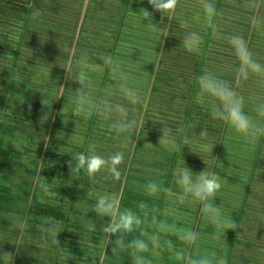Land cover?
Listing matches in <instances>:
<instances>
[{"label": "rangeland", "instance_id": "rangeland-1", "mask_svg": "<svg viewBox=\"0 0 264 264\" xmlns=\"http://www.w3.org/2000/svg\"><path fill=\"white\" fill-rule=\"evenodd\" d=\"M238 1L239 0H219L218 1L219 4H217V2L215 3V6H217L216 7L217 10L215 11V15L212 17L217 20L216 25L218 23L224 25V21H226V24L228 23V21L225 20L224 17L227 10L223 11L222 19L220 18L221 7L224 6L228 8V5L230 7L238 6ZM16 3L17 4H15V2L13 3L12 9L10 10L7 9V7L4 4H0V13L7 14V18L2 17L0 15V19H1L0 22H4L5 24H7L6 26L3 25L1 27V30L5 31L3 32L5 34L0 33V43H4L0 47V140H2L3 145H9L11 139L16 138L17 142H13L11 147L18 152V154H16V158H18V160L12 158L11 155L9 158H7V155L9 153H6L5 157L0 155V184H2L3 188L10 186L11 181H13V184L10 186L11 190H13L14 192H18L17 186H15L16 182H21V180L22 181L24 180V182H28V183H30L31 181L35 182L33 178L34 176L39 175L40 171L38 169L43 168L46 170V168L51 165L50 163L55 162L54 160H52V157L48 158V161H45L44 157H42L43 154L45 156L46 150L51 147L50 145L54 143V141L56 143L55 148L57 150H59L62 153L63 152L69 153L70 155L73 156V158L78 159L73 161L71 160L73 166L79 163V155L81 153L85 155L96 154L99 156H101L102 154L104 155L102 157L107 161L108 158L110 157L108 155L110 154L113 155L117 152H122L123 160L121 163L115 166L119 171V173L125 172V169L128 167L124 165L125 160L127 159V161L130 162L135 152H136V156L140 159L142 157L147 159V157L151 154L153 157H157L160 160H163L159 156V154L156 155L155 151L149 153L147 152L146 149H142V150L137 149L138 144L140 146H146L150 148L158 146L157 148L159 147L161 148V152H160L161 154H165L167 156L168 154H170L171 156L175 155L174 161L180 163L182 165V168L185 166L182 151L179 152V148H178L180 144L179 140L184 141V138L183 139L179 138V132H182L184 130V126L186 125L187 127L196 126V125H198V127L203 126L202 125L203 121L199 120L198 122V120L196 119L197 115L195 114V111L198 113H209L208 110L204 111L202 108L204 106L207 107L209 105L208 102L210 101L208 97L199 95V91L196 94H192L193 92H191L196 89L199 90L198 77L203 74L201 73L200 70L196 71V68L195 69L193 68L194 70L193 74L195 75L188 76L189 79H186L188 77H186L185 75L182 76V73L180 72V70L182 69H183L182 71L185 72L184 70L185 68L182 64L186 62L185 58H187L186 56H188L189 50L184 49L182 45L181 48H183L185 51H182V53L180 54H178V52L174 54L175 56L180 57L179 63L180 62L182 63L179 65L180 69L177 68V71L174 70V67L172 68L173 65L168 63V62H172V64L176 63L177 59L175 58L167 62L164 61V63L162 64V66L165 67L164 69H168V71L172 70L175 75L170 74L166 70H162L164 74L162 76L161 75L156 76V83L158 84L157 85L158 89H161L163 87V83H162L163 77L164 78L166 77L167 81L170 79L172 82H174L171 85L163 87L164 90L169 91L170 95L164 94L163 90L161 89L160 92L156 91L154 94V98H152L151 96L152 93H149L148 91L144 92L141 89L142 86H139V88L137 87L136 90L142 96V103L137 104L135 106L128 105V102L123 98L122 94L120 93L117 87L118 81L113 75V73L111 72L110 74H108V77H106L104 61L102 63L104 65L101 66V63H98V61L96 60L97 57L98 59H102L104 53L106 56L107 54H109V51L112 50L113 44L111 42L106 43L108 39L110 41H114L117 39L119 40L120 38L122 40L126 38L128 41H130L129 29L124 27L125 26L124 19H122L121 21L119 20L113 21V23L116 26V30H114L113 32L116 31V35L118 36L115 37L111 35L112 37L110 36L109 38H107L105 42H103L104 40H98L97 42L96 41L93 42V45L89 44L90 42H88L86 37L84 38V36H82L85 35L86 33L85 28L75 29L73 26H71L72 23H70L68 27L65 24L60 25V23H56V22H55L56 24L50 23V25H44L41 23L40 27L46 28L44 33L45 34L44 40L46 43H42L40 44V46L46 52L44 54H36V53H32L29 48L28 51L25 50V55H23L20 49H22V47L25 45L24 3H21L20 0H17ZM246 4H247L246 8H248L250 12L247 13L246 16L244 15V17L238 15L236 13L237 11L235 13H232L234 14L233 16L234 20L229 21L228 26L226 27V29L229 30L230 33L226 34V32H223L222 37L219 38L220 44H218L217 46L216 56L217 59L219 58L224 60V63L226 65L237 61L236 58H234L237 52L234 46L229 42V38L234 35L241 37L245 36V40H247L246 43L247 49L252 48L254 54L255 51H257L256 52L257 54L261 56L264 55V6L262 5L264 4V0H246ZM17 7L21 8V12H19ZM112 11L113 14L117 15L118 13L117 9L116 12H115V8ZM194 17L196 16L194 15ZM257 18L258 19L260 18L258 22H256ZM219 20H222L221 23L219 22ZM255 25H257V27H255ZM49 32H51L50 34L53 35L54 37L53 39L51 38L50 35L47 34ZM68 32L70 34V38L73 37L74 33H76L77 35L75 36L76 39L72 42V45L76 47L77 53H81L82 55H86L90 58L93 57L91 59H85V60L81 59L82 60L81 75L79 76V78L78 77L75 78L74 82L72 81L73 84L74 83L76 84L74 86L72 85L70 88L65 87L64 84L69 79L68 77H71L72 73L69 69H67L63 65V60L57 58V56L59 57L63 56V55H57V52H59L60 49L62 50L63 47L66 48L71 47V45H69V37L67 36ZM32 33L35 35V32ZM251 40L253 42L256 41L257 45L255 43H252L250 46L249 43ZM50 41H53V43H47ZM90 41H93V39H91ZM205 45L206 47H208L209 41L206 42ZM28 46L30 47L31 44H29ZM130 47L131 46H126V47L122 46L119 48V51L120 53H124L125 51H128ZM136 47L137 46L131 47L132 51L131 50L130 51L134 53L133 55L137 54ZM18 50H20L19 53H17ZM71 50L72 48H69V52ZM90 50L92 52L101 51L103 52V54L101 55V53L97 52L95 56L92 55ZM199 54L202 55L201 53ZM30 55H37V57H41V59L36 60L34 58H30ZM251 55H253L252 52ZM131 62L132 61H126L124 62V64H129ZM199 62H200L199 60L195 61L196 64ZM224 63H222V67L218 66L217 63H214L215 66L214 69H216L217 71L219 69H222L223 71H226V73H229L231 75L232 74L231 70L234 69V66L233 67L232 65L226 66ZM68 64L72 65V67L74 66V62H68ZM156 65L157 67H160V62L157 60H156ZM260 65H264V63L262 62ZM144 66L145 64H143L140 69L142 70ZM77 68H79L78 63L77 66H75L74 69H72L73 72H77ZM129 68L131 69V72L126 73L129 78V83H133L132 80L133 81L135 80L137 82L136 84L139 83L143 84L145 81H147L146 76H143L145 77V80H143L142 77L141 80H139L140 78L138 75L133 76L135 70L131 66ZM146 68H148L147 65ZM90 69L92 70L89 71ZM65 70H67L66 73L64 72ZM94 71H96V73H93ZM144 71L147 72V69H145ZM123 72H127V71L123 69ZM238 72L239 71H237L236 73ZM74 75H76V73H74L72 76ZM55 76L57 77L61 76V77L57 78ZM263 76L264 75L257 74L254 72H249V75L247 76L248 80L247 79L246 80L247 82L251 80V83L246 85L245 87L241 85L240 89L242 88L243 92H245V90L253 91V89L257 88V86H259L261 83H264V81L262 80L264 78ZM80 80L86 82L87 85L86 91L89 93L92 102L95 105H97V107H91V108L87 107L89 109V112H86V107H84V105L82 106L78 103L79 97L78 94L76 93V90L80 88V84L78 83V81ZM131 86L134 87L133 84ZM145 88H147V85L145 86ZM182 89L185 91L187 90L190 91L188 98H191V95L193 96V98L195 97V95H197L196 99H198L199 101L197 102L200 103L202 108L201 107L197 108L193 105L191 108L188 109V111L184 112L183 114L178 113L177 110L179 111L180 109L183 111L185 110V108L182 107V104L185 102V98H184L185 93L182 91ZM64 90H68L69 93L67 92V94L65 93L64 95V99L67 100L66 103L62 102L61 104L60 99ZM113 93H116V96ZM171 93L173 94V97H170L172 96ZM103 95H106V97L102 99L101 97ZM7 98L8 100H5ZM43 99H47L46 105H42L41 101ZM170 99L173 100L170 103L171 105L169 104ZM105 101L113 104L115 103L125 104L126 106L132 108L134 115L133 113L130 112L129 118L132 119L135 116L136 125L134 130L123 134H118L114 131V129L110 127L111 120H106L101 114H100L101 117L98 116L96 117L97 112L99 111V107H102ZM190 101H194V100L191 98ZM166 107H168V109L172 107L173 110L171 112H168L166 110ZM45 116H47L46 120L43 119ZM92 116H95V120L97 118L95 124L98 129H96L94 133H92L91 130L89 129L90 123L92 122L91 121ZM201 117L204 118V116L202 115ZM25 118H27L26 123H24ZM19 121H21V123L18 124ZM161 122H165L166 123L165 126L161 124ZM162 126L171 129V133L175 137L174 147L165 146L164 144L159 143L161 137H155L156 134H159L161 136L163 135L161 131ZM54 128L57 129L54 130ZM137 128H139V130H137ZM153 128L157 130L154 131ZM194 130H195L194 127L189 128L188 133L190 134L189 135L190 137L185 138L184 144L186 145L184 146L190 147L194 145L193 144L195 139L194 137H196L194 134L195 132ZM230 132L235 137L242 136L241 134L235 133V131L232 129L228 131L225 138H222L219 134L215 135L216 139L221 137L222 141H224V144L226 146L225 148L222 149V153L220 154L221 155L220 159L223 162L226 161L224 162L225 165H218V168L219 170H221L219 172H223L226 175V179L224 180V183L227 184V189L225 190L219 189V192L221 193L224 192L226 196V201L224 200L225 203L217 202L216 200L215 203L219 204L220 207L223 209V214L225 217H229L233 219V221L235 222L234 228L232 230L231 229L226 230L223 228H217L215 225L211 224L209 220L201 212L202 203L200 201L193 202L192 196L189 197L186 196V194H180L181 196H183V199H181V196L179 195L177 196L175 195L174 197H172V201L173 200L175 201L174 205L181 204L183 206V207L181 206V209H178L180 211V214L178 216L185 218L187 220V223L189 224L192 221H194L195 222L194 226L197 227L195 232L198 234V238L193 241V243H195V247H193L194 252L191 250L192 247L190 246L189 247L187 246V248H182L181 250L182 255L186 256V258L188 256V259L189 257H192V252L194 253V256L197 253H201L202 250L200 247H203L204 245H206L207 247L210 246L213 249L211 252H215L217 253V255L225 256L227 260V264H231V263L245 264L244 259L246 258L248 259L254 255V253L251 254L250 252L249 254H247L241 251L234 253V251L238 245L237 243L241 244L240 241L237 240L238 237L235 236V233H238V228L242 227V225L246 223V221H249V219L245 217V209L247 211L250 205L247 206V208H245L244 205L246 204V197H247L246 192L250 188L249 183L252 182V179L254 180V177L252 175H254L253 173H255V169H253V167L257 161L258 152H259L258 146L260 144L254 146L255 149L253 150V153H251L248 147L249 144L246 141V139L248 138H245L243 143L239 141L241 140V138H238V140L234 141V139L229 138V136L231 135ZM51 133L53 134V136L51 135ZM24 135H29L31 137V140L28 141L24 140ZM47 135L50 136L45 138ZM94 136L100 137L101 139L98 140ZM52 137L54 139H52ZM34 139H41V140L37 141L36 143ZM28 142L29 144H27ZM210 145L211 144H209L208 147L206 148L203 147L204 149L200 148L198 150H197L198 145L197 146L194 145V151L196 153L194 155V158L196 159L190 158V163H188V168H190L193 171V173L196 172L198 173L197 166L195 165V163L192 164V162H195V160L200 159L201 161H204V159L209 156V160H208L209 162H212L211 157L213 158V161H216L217 157L215 153L217 152L214 153L215 149L212 150ZM28 146L29 148H31L30 152H28V150H24V147H28ZM110 148H111V152L107 155L106 153ZM24 151H26L29 155L35 156L32 158H36L37 160L30 159V156L25 155ZM128 152L129 154L127 156L126 154ZM250 154L254 155L253 163L252 161L246 158V156ZM38 156L40 157L38 158ZM167 156H165V160H167L168 158ZM171 158L172 157H170L168 160H171ZM60 166H65L63 160L61 161ZM110 166H111L110 163L106 164L94 175H89L88 171L86 170V166H81L79 170L74 171L73 173L70 174L73 177L70 178L69 180L64 181L63 179L58 178L64 183L63 184L58 183V185L59 184L60 185L57 188L58 190L57 193H61V194L65 193L66 195L69 194L68 197H70L71 194H73L75 191H79L81 195L84 196L83 204L85 209L84 208L83 209L86 212H88L87 213L88 217H83V216L81 217V225L82 224L86 225L88 223V220H91L96 224L98 221L97 217L100 219L101 216H98L93 211V206L95 205L96 200L98 199L99 196H104V195L110 196L114 198L115 204L120 199V197H118L117 194L113 191L118 189V184L121 182V180L116 179L114 178V176L109 174L108 171H110L109 170ZM199 166L202 167L201 164H199ZM210 169L211 168H208V170ZM173 171H174V176L177 175L178 170H173ZM79 174H82L79 178L80 181H82V182L79 181L80 183L76 181V178L78 177ZM244 175L247 178L246 180H244ZM241 176H243V181L240 180ZM261 178L264 179L263 176ZM78 184L80 189H78L77 186V190H75L74 189L75 185ZM3 191L4 189H0V194H3ZM19 192L21 193L23 191L19 190ZM188 198H190L189 201L187 200ZM91 199H94V201H92ZM234 199L236 200L234 201ZM157 200H159L158 196H156V200H151V202L150 200L148 201L147 203L148 208L144 210V212H142L143 214V216H141L142 223L139 226L141 227V229L138 230V228L134 226V229L131 233H124L123 234L124 242H125L124 244L126 246L121 247L118 250H121V252H125L130 248L127 247L130 241H132L133 239H143L146 243H148L149 249L148 251L139 253V255H142L146 260L151 261V264H153L152 258L154 251L159 253L156 254V259L158 261L160 260L157 264H184L185 258H183L182 256H181L182 259H180V257L178 258L174 251L180 248V247H176V244H183L186 242L183 239H181L182 234L188 231H192L194 228L188 226V224L184 220L178 222V224L176 223V227L173 223L171 224H169L168 222L165 223L168 229H170L167 231L169 236L172 234L174 230H176V232L174 231L173 233L174 235L171 240L172 246L167 252L161 251L159 247L155 248L149 238L151 236H157L158 239L161 240L159 234V224L161 218H158L159 216L158 214H156V209H154L156 206H158L157 203H154ZM231 201H234V203L236 204H233V202ZM185 203L189 204L187 208H185L184 206ZM71 204L72 205L78 204V202L77 201L75 202V200H70L63 205L69 207ZM261 204L263 203L262 202L259 203V205ZM117 208L115 212L116 215L119 212L123 211ZM149 208L151 210H154V212L152 213V217L149 216L150 219L149 217H147V211ZM185 209H189V211ZM170 211H173V209L171 208V210H169V207H167V209L165 210L167 214H169ZM248 213L250 214V212ZM170 216H171L170 218L173 219L175 218L174 216L176 215L173 214ZM153 217L156 218V220H154ZM197 218H199L200 220L199 224L197 223V221H195V219ZM161 221H162L161 224L162 223L164 224V221L163 220ZM256 222L257 224L254 225L257 226L258 229L264 230V219L261 218L260 220L255 221V223ZM97 224L95 225V229ZM106 224H108V222L107 223L101 222L98 225L100 226L99 228H101L103 225ZM144 224L148 226L147 228L149 229L152 228V231H155V234L153 233L151 234V232L148 231V229L144 226ZM19 225L20 228L18 231L12 227L11 221H8L5 217L1 219L0 237H3L5 235L4 240H2L1 242H5L6 244H8L9 242H12V240L16 238L20 237L22 239L24 237V233H22L23 228L21 227L24 225V223L20 221ZM177 225H181L180 231L177 230L178 228ZM228 233H232L231 235L232 237L229 240H227L228 237L225 236V234ZM117 235L120 236L121 233H117ZM84 236L91 237L89 232L84 233ZM161 238L164 239L163 236H161ZM257 239L261 240V238H257ZM91 240L92 242L90 244H94L98 247L100 246V243L104 242L105 236L98 235L97 233L96 235H94L93 239L91 238ZM168 241L169 239H167V242ZM43 243L46 246L49 245L48 240L43 241ZM185 244H189V243H185ZM93 251H95V247H93ZM129 254L125 259L123 258V264H133V258L131 255L129 258ZM234 254H236L238 258L236 259V263L235 262L233 263ZM262 255L263 257H261V255L258 256L261 257V260L264 262V254ZM99 256L102 258V255ZM177 259H179V261H177ZM188 259L185 260V264L186 262H188ZM98 261H100V258ZM248 264H259V261L248 262Z\"/></svg>", "mask_w": 264, "mask_h": 264}, {"label": "crops", "instance_id": "crops-1", "mask_svg": "<svg viewBox=\"0 0 264 264\" xmlns=\"http://www.w3.org/2000/svg\"><path fill=\"white\" fill-rule=\"evenodd\" d=\"M12 1L16 2L17 0H0V4H4L7 7V9L10 10V8L13 6ZM218 1L219 0H207V2L210 3L214 7L215 11L217 10L216 9L217 6H215V3L217 2V4H219ZM20 2L24 3L25 45L22 47V49H20L23 55H25V50L28 51L29 48L32 53H36V54H44L46 52L40 46V44L46 43L44 40L45 38L44 33H45L46 28L40 27L41 23L44 25H50V23L56 22V23H60V25L65 24L67 27L70 25V23H72L71 26H73L75 29L85 28L86 36L85 35H82V36H84V38L86 37L88 42H90L89 44L93 45V42L95 41L97 42L98 40H104L103 42H105L107 38H109L111 35L115 37L118 36L116 35V31L113 32L114 30H116V26L113 23V21H116V20L121 21L122 19H124V22H125L124 27L129 29L130 41H128L126 38L122 40L120 37H119L120 38L119 40L116 38L117 40H114V41H110L108 39L106 43L111 42L113 45H112V50L109 51V54L107 55H111L120 63L122 70L125 69L127 71V72H124L125 74L131 72V69L129 68L131 66L135 70V72L133 73V76L138 75L140 78L139 80H141V77L143 80H145V77L143 76H146L147 81H145L143 84H140V83L136 84L137 82L135 80L134 81L132 80L133 83H130V85L133 84L135 89H137V87L139 88V86H142L141 89L144 92L148 91L149 93H152L151 94L152 98H154L155 92L156 91L160 92L161 89L163 90L164 94L170 95L169 91L164 90L163 87L171 85L174 82H172L170 79L167 81V78L163 77V82H162L163 87L161 89H158L157 87L158 84L156 83V76H160V75L162 76L164 74L162 70L168 71V69H164L165 67H163L162 64L164 63V61L167 62L174 58L177 59L176 63H173V64L172 62H168V63L173 65L172 68L174 67L175 71H177V68L180 69L179 65L182 64L181 62L179 63L180 57L175 56L174 54L177 52L178 54H180L182 53V51H185L184 49H186V47L184 46L182 41H183V38L187 34L192 33V32L198 33L202 37V40L199 43L197 49L193 51H189L188 56H186L187 57L185 58L186 62L182 64L185 68L184 69L185 72L182 71L183 69L180 70V72L182 73V76L185 75L186 77H188V76L195 75L193 74L194 73L193 68L194 69L196 68V71L200 70L201 73L203 74L205 72H210L214 74L219 80L227 83L240 97L243 98L244 111L248 113L254 120H256L257 123L264 124V120L259 118L257 116V113L255 112V108L258 105L264 104V83H261L259 86H257V88L253 89V91L245 90L246 93L243 92L242 88L240 89L241 85L245 87L246 85L251 83V80L247 82L248 79L244 78L240 74V70L242 66V63H241L242 57L237 55L236 53L234 58H236L237 61L227 64V65H232V67L234 66V69L231 70V73H232L231 75L229 73H226V71H223L222 69H219L218 71L214 69L215 68L214 63H217L218 66L220 67H222V63H224V60L219 59V58L217 59V56H216L217 46L218 44H220L219 38L222 37L223 32H226V34L230 33V31L227 30L226 27L228 26L229 21L234 20V17H233L234 14L232 13H235L237 11L236 13L238 15H240L241 17H244V15L246 16V14L250 12L249 9L246 8V5H247L246 0H239L238 6H235V7H230L228 4H226L228 5V8L224 6L221 7L220 9L221 19H222L223 11L227 10L224 17H225V20L228 21V23L226 24V21H224V25L219 24V23L216 25L217 20L214 19L213 17H211L210 20L208 19L205 13V9L202 6L201 0H178L174 9L165 11L164 13L156 10L153 7V5H151L148 2V0H20ZM262 5L264 6V4ZM114 8H115V12L117 9V12H118L117 15L113 14L112 10ZM144 10H147L150 13V19L145 18ZM194 15L196 17H194ZM5 18H7V14ZM259 20L260 18L259 19L257 18L256 22H258ZM221 21L222 20H219L220 23ZM3 25L6 26L7 24H3ZM2 26H0V29ZM255 27H257V25H255ZM190 29H191V32H190ZM32 32H35V35ZM50 33L51 32L47 34L50 35L51 38L53 39L54 37ZM67 36L69 37V45H71V47L69 48H72V50L69 52V48L63 47L62 50L60 49V51L57 52V55H63L61 58L63 60V65L67 69H70L72 65H69L68 62H74L75 53H77L76 47L72 45V42L76 39L75 36L77 35L76 33H74L73 37L70 38V34L68 32ZM101 38H104V39H101ZM91 39H93V41H90ZM243 39L247 43V40H245V36H243ZM208 41H209V45L208 47H206L205 43ZM47 43H53V41H50ZM252 43H255L257 45V42L256 41L253 42L252 40L250 41L249 45L251 46ZM3 44L4 43H0V47ZM29 44H31L30 47L28 46ZM182 45L184 49L181 48ZM122 46H125V47L126 46H131V47L137 46L136 47L137 54L133 55L134 53L131 52L132 51L131 47L130 49H128V51L124 52L125 54L120 53L119 48ZM20 50H18L17 52L19 53ZM248 50L250 53L252 52L253 55L251 56L257 63L259 64H261L262 62L264 63V55L261 56L257 54L256 53L257 51H255V54H254L252 51V48H249ZM97 52L99 51H96V52L91 51L92 55H95V56ZM99 53H101V55L103 54V52L101 51ZM199 53H201L202 55H200ZM84 56L87 58H90L86 55ZM104 56H105V53H104ZM256 57H257V60H256ZM30 58H34L36 60L41 59V57H37V55H30ZM96 60L98 61V63H101V66L104 65L102 64L103 63L102 59H98L97 57ZM156 60L160 62V67H157ZM196 60H199L200 62L196 64L195 63ZM126 61H132V62L129 64H124V62ZM78 63L79 65H82V61H78ZM143 64H145V66L141 70L140 68ZM94 65H97V64H94ZM146 65L148 66V68H146ZM107 67L108 66L105 65V70ZM145 69H147V72L144 71ZM91 70L92 69H90L89 71ZM237 71L239 72L236 73ZM64 72L66 73L67 70H65ZM168 72L172 75H175L172 70H169ZM110 73L111 71L108 74ZM186 79H189V77ZM262 80L264 81V78ZM146 85H147V88H145ZM182 91L185 93L184 95L185 102L182 104V107H184L185 110L184 111L181 109L180 111L177 110L178 113L183 114L184 112L188 111V109L191 108L193 105L197 108L201 107L200 103H198L199 102L198 99H196L197 95H195L194 98L191 95V98L194 100L193 103H191L192 102L190 101L191 98H188L190 91L188 90L185 91L183 89ZM198 91L199 90L196 89L191 92H193L192 94H196ZM113 94L116 96V93H113ZM171 95L172 96L170 97H173L172 93ZM104 97H106V95H103L101 98L103 99ZM172 101L173 100L170 99L169 104ZM208 103L210 106L208 105L207 107L204 106L203 108L202 107L201 108L204 111L208 110L209 113H198L195 111V114L197 115L196 119L198 120V122L199 120H202L203 126L198 127V125H196V126H188V127L195 128L194 134L196 137H194L195 139H194L193 144L195 146L198 145L197 150L203 147L206 148L208 147L209 144H211L210 145L211 149L212 148H213L212 150L215 149L214 153L217 152L215 153L217 157V156H220V154L222 153V149L225 145L221 137L225 138L228 131L231 130V128L225 122L219 119L213 118V116L211 115L210 101ZM166 110L168 112H171L173 109L172 107H170L169 109L168 107H166ZM97 115L98 117H101L99 112L97 113ZM201 115L204 116V118L201 117ZM146 121H149V120H146ZM144 123H147V122H144ZM153 130L156 131L157 129L153 128ZM202 131L206 132L205 136L200 135ZM216 134H219L221 137L216 139L215 138ZM186 137L187 136H184V141ZM206 138H209V139H206ZM229 138L234 139V141L238 140V138H241V140H239L241 143L244 142L245 138H248L246 139V141L249 144L248 147L251 153H253V150L255 149L254 146H257L258 144H260L258 146L259 152H258L257 161L253 167V169H255V173H253L254 175H252L254 177V180L251 178L252 182L249 183L250 188L246 192V195H247L246 204L244 205L245 208H247V206L250 205L247 211L245 209V217H247L249 221H246V223H244L242 227L238 228V233H235V236L238 237L237 240L240 241L241 244L237 243L238 245L234 253L238 251H241L247 254H249V252L251 254L254 253L252 257L248 259L246 258L244 259L245 261L244 260L242 261H244L245 264H248V262H252V261L253 262L259 261V264H264V262L261 260V257H263L262 254H264V230H260L257 228V226L254 225V224H257V222L255 223V221L260 220L261 218L264 219V179L261 178L262 176L264 178V136H261L257 139V138L245 137L243 135L239 137H235L231 134ZM194 145L190 146L191 148H189L191 150V155L189 156V159L194 158V155L196 154L194 151ZM256 151H257V148H256ZM246 158L252 161V163L254 162V155H251V154L247 155ZM189 163H190V160H189ZM194 163L197 166L198 170L199 168L205 167L204 166L205 159L204 161H201L200 159L195 160V162H192V164ZM199 164H201L202 167H200ZM206 168L208 169L209 167H206ZM219 171L221 170H219L218 167L210 169V172H214L218 174L220 177V182L224 183V180L226 179V175L223 172H219ZM246 179L247 178L244 175V180ZM240 180L243 181V176H241ZM12 184H13V181H11V185ZM0 189H5L3 188L2 184H0ZM220 189L222 190L227 189V184L225 183L221 184ZM216 196H218L217 197L218 199H221L220 202L225 203L226 196L224 192L221 193L218 190L216 193ZM235 200L236 199H234V201ZM234 201H231V202H233V204H236L234 203ZM77 202H78V205H81L84 203L78 200ZM261 202L263 204L259 205V203ZM166 209L167 208H165V210ZM169 210H171V208H169ZM185 210L189 211V209H185ZM248 212H250V214ZM172 213L175 215L180 214V212L176 213V210L173 209V211H170L168 215L169 216L173 215ZM165 214L167 213L165 212ZM182 220H184L187 223V220L181 216L179 218H175L174 221L172 220V218H170V220L166 221L165 223L167 222L169 224L173 223L176 227V223L178 224V222H181ZM195 221H197L198 224L200 222L199 218L195 219ZM165 223H164V226L162 225V227H160V231H159L161 240L158 239V244L160 246L154 245V247L155 248L159 247L161 251L167 252L172 246L171 240L174 235L173 233L174 231L176 232V230H174L172 234L169 236L167 231L170 229H168ZM187 224L188 226H191L192 228H194L192 232L196 233L195 230L197 229V227L194 226L195 222L192 221L190 224L189 223ZM177 226H178L177 230L180 231L181 225H177ZM163 228L164 230L162 231ZM140 229L141 227H138V230ZM147 229L148 231L151 232V234L152 233L155 234V231H152V228L151 229L147 228ZM231 235L232 233L225 234V236L228 237L227 240H229L232 237ZM161 236H163L164 239H162ZM257 238H261V240ZM115 239H116L115 236L109 237V234H107V236H105L104 242L100 243V246L97 247L96 245L91 244L92 248L95 247L96 252L102 255V258H100V261L98 262L97 261H87V262L90 264H92V262L93 264H123V258L125 259L129 253H130L129 254V258H130V255L132 256L133 249L129 248L125 252H121V250H117V253L113 254L111 249L113 247V244H114L113 241ZM167 239H169L168 242H167ZM183 245L186 246L184 243L176 244V247H180V248L178 250L176 249L174 252L175 253L182 252L181 250L182 248H184ZM190 245H191L190 247H192L191 250L193 251V247H195V245L192 243ZM185 248H187V246ZM200 248L202 250L201 253L205 251L211 252L213 250L210 246L207 247L206 245ZM193 252H192V257H194ZM153 253L154 254L152 258V263L154 264L156 262L155 264H157L160 260L158 261L156 259V254H159V253L156 251H154ZM258 255L259 256L261 255V257H259ZM182 257L185 258V260L188 259V256L186 258V256L182 255ZM182 257H180V259H182ZM236 259L238 258L236 254H234L233 263L234 262L236 263ZM185 260H184V264H185ZM177 261H179V259H177ZM187 263L188 262H186V264Z\"/></svg>", "mask_w": 264, "mask_h": 264}, {"label": "trees", "instance_id": "trees-1", "mask_svg": "<svg viewBox=\"0 0 264 264\" xmlns=\"http://www.w3.org/2000/svg\"><path fill=\"white\" fill-rule=\"evenodd\" d=\"M13 3L14 1H12V4ZM15 4L17 3L15 2ZM10 9H12V7ZM18 10L19 12H21V8H18ZM0 15L5 17L6 13H0ZM3 24L5 23L0 22V26H2ZM3 32L5 31L0 29V33L3 34ZM81 55L82 54L80 53H75V57H74L75 65L73 67L71 66L69 70L71 71L72 75L74 73H76V75L74 76L71 75V77H68L69 79L70 78L71 79L70 81L68 79L65 82L64 84L65 87L70 88L72 85L74 86L76 84V83L73 84L75 78L77 77L79 78V76L81 75L82 66L79 65L78 61L81 59L82 60L90 59L85 57L84 55L82 56ZM57 58L61 59L62 57L57 56ZM77 63L79 65V68H77V72H73L72 69H74ZM109 72L110 69L109 67H107L105 70L106 77H108ZM93 73H96V71H94ZM59 77L61 76H58L57 78ZM67 92L68 90H64L60 99L61 104L62 102L66 103L67 100L64 99V95L65 93L67 94ZM5 100H8V98ZM84 107H86V112H89V109L87 108L88 106L84 105ZM97 116L98 115H96V117ZM26 120L27 118L24 119V123H26ZM96 120H95V116H92L91 118L92 122L90 123L89 126V129L91 130L92 133H94V131L98 129L95 124ZM19 123H21V121H19L18 124ZM161 124L165 126L166 123L161 122ZM186 128L187 125L184 126V130L182 132H179L180 139H183L184 136L189 137L188 135L189 127L187 128V130ZM56 129L57 128H54V130ZM137 130H139V128H137ZM119 134H123V133H119ZM51 135L53 136L52 133ZM48 136L50 135H47L45 138H47ZM94 137L97 138L98 140L101 139L100 137H96V136ZM155 137H162V136L156 134ZM52 139L54 138L52 137ZM24 140L26 141L31 140V137L29 135H24ZM40 140L41 139H34L36 143L37 141ZM13 142H17V139L12 138L9 145H3L2 140H0V155L6 156V153H9L8 154L9 156L7 155V158H9L11 155L12 158L18 160V158H16V154H18V152L11 147ZM179 142H180L178 146L179 152L182 151L184 163L188 167V163L190 160L189 156L191 155V150L189 149L190 147L184 146L183 140H179ZM27 144H29V142ZM50 146L51 147L46 150V153L44 152L45 156L44 154L43 156L41 154V156L44 157L45 161H48V158L52 157V160H54L55 162L50 163L51 165L48 166L46 170L43 168L38 169L40 171L39 175H36L33 178L35 182L31 181L30 183H28V182H24V180L23 181L21 180V182H16L15 185L17 186L18 192H14L13 190H11V187L8 186L3 191L4 195L0 194V204H2L0 205V220L5 217L8 221H11L12 227L18 231L20 228L19 222L21 221L24 223V225L21 227L23 228L22 233H24V237L22 239L19 237L12 240V242L6 244L5 242H1L2 240H4L5 235L3 237H0V256H2V254L5 252L12 254V257H0V264H90L87 261L98 262L99 258L101 257L99 256L100 254L96 252V250L93 251V248L90 244L92 242L91 238L93 239L94 235H96L97 233L98 235L101 236L102 235L107 236V234L104 233L101 228H99L100 226L98 224H100L101 222L109 223L110 220L112 222H115L117 219V215L115 213L117 207H118L117 209H121V210L130 209L138 217L142 218L141 217L143 216L142 212H144V210L148 208L147 206L148 201L150 200L151 202V200H156V196H158L159 200L154 202L157 203L158 206H156L154 209H156V214H158L159 216L158 218H161V220H163L164 223L170 220V216L168 214H165V208L167 207L173 208L176 210L177 213L180 212L178 209H181L182 205L181 204L174 205L175 201L174 200L172 201V197H174L175 195L181 196L180 194H184V193L182 192L181 186L176 183L175 179L177 175L174 176L173 170L181 169L182 165L174 161L175 155L171 156L170 154H168L167 156L165 154H161L160 153L161 148L160 147L157 148L158 146L150 148L146 146H140L138 144L137 149L139 150L146 149L147 152L149 153L155 151L156 155L159 154V156L163 160H160L157 157H153L151 154L147 157V159L143 157L140 159L136 156V152L134 153V156H132L130 162H128L126 159L124 165L128 167L125 169L124 173H119L120 174L119 179L121 180V182L118 184V189L113 191L117 194L118 197H120L118 202L114 204L113 215L111 217H107V216L100 217V219L97 217L98 219L97 223L98 222L99 223L98 224L96 223L97 224L96 229L95 228L91 229V227H88L89 223H87L86 225L83 224L81 225V217L82 216L88 217L87 214L88 212L82 209L84 208L83 207L84 204L81 205L71 204L69 207H66L63 204H65L70 200H75V202L77 200L84 202L83 199L84 196L81 195L79 191H75L73 194H71L70 197H68L69 194L66 195L65 193L64 194L57 193L58 191L57 188L59 187V185L64 183L58 178H61L64 181L72 178L73 176L70 174L73 172L70 171L69 163L72 162L73 160H78V159L73 158V156L70 155L69 153L66 152L62 153L59 150H57L55 148L56 147L55 141ZM225 147L226 146L224 145L223 148ZM24 150H28V152H30L31 148H29V146L24 147ZM110 152H111V148L108 150L106 154L108 155ZM24 154L30 156V159L37 160L36 158H32L35 156L29 155L26 151H24ZM128 154L129 152L126 155L128 156ZM101 156L104 155L101 154ZM108 156H112V154ZM165 156L168 157L167 160H165ZM39 157L40 156H38V158ZM170 157H172L171 160H168ZM220 158L221 155L217 156L216 161H213V158L211 157L212 162H209L208 161L209 156L206 157L204 164L205 167L199 168L198 171L200 172L201 170H205L206 167L216 168L218 167V165H225L224 162L226 161L223 162ZM62 160L65 166H60ZM175 166L177 167V169ZM208 171L210 172V170ZM108 172L110 175L113 176V174L110 171ZM81 175L82 174H79L78 177L76 178V181L78 183L82 182L79 179ZM149 182H155L157 184L158 186L157 192L150 194L146 190ZM58 183L60 184L58 185ZM77 186L78 189H80L78 184L75 185L74 188L75 190H77ZM19 190L23 192L20 193ZM186 196L190 197L191 195H186ZM217 197L218 196H216L215 200L217 202H220L221 199H218ZM189 199L190 198H188L187 200L189 201ZM91 200L94 201V199ZM192 200L193 202L198 201L194 198ZM184 206L185 208H187L189 204L185 203ZM153 212L154 210H151L149 208L147 211V217L149 216L152 217ZM174 217L179 218L180 216L178 217V214H176V216ZM175 218H173L172 220L174 221ZM154 220H156V218H154ZM161 220L159 224V231H160V227H162V225L164 226L163 223L161 224L162 222ZM144 226L146 228L148 227L145 224ZM49 229H55V233H53ZM163 230L164 228L162 229V231ZM0 232H1V228H0ZM88 232L91 237L84 236V233H88ZM56 239L58 240L59 243H56ZM46 240L49 241L48 246H46L43 243V241ZM185 243H189V242H185ZM191 243L195 245L193 241L185 245L189 247L191 246L190 245ZM186 246L183 245L184 248Z\"/></svg>", "mask_w": 264, "mask_h": 264}, {"label": "clouds", "instance_id": "clouds-1", "mask_svg": "<svg viewBox=\"0 0 264 264\" xmlns=\"http://www.w3.org/2000/svg\"><path fill=\"white\" fill-rule=\"evenodd\" d=\"M153 7L164 13L165 11L175 8L178 0H148ZM202 6L205 9L206 16L210 20L215 15L214 7L207 2V0H201ZM145 18L150 19V13L144 10ZM202 37L195 32L187 34L182 43L187 50H196ZM229 42L234 46L237 54L242 57V66L240 74L247 78L249 72L264 75V65H260L253 60L251 53L247 49L246 42L241 36H232L229 38ZM104 64L107 65L110 71L117 79V87L122 94L123 98L128 102V105L135 106L142 103V96L140 93L130 85L129 78L122 70L120 63L111 55L102 57ZM80 88L76 90L80 105L87 104L88 107H97L95 105L89 93L86 91L87 85L83 80L78 81ZM199 95L206 96L210 100L211 115L214 119H219L230 126L236 133L245 137L259 138L264 136V124L257 123L248 113L244 111L243 98L240 97L227 83L219 80L214 74L205 72L198 77ZM42 105L47 104V99L41 101ZM100 114L106 119L111 120L110 127L114 129L116 133H126L134 130L136 125V119L129 118V113H133V109L121 103H110L105 101L102 107H99ZM257 116L264 120V104H260L255 108ZM47 119V116L43 118ZM163 135L159 140V143L165 146H175V137L171 133V129L163 127L161 129ZM201 136H205L206 132L202 131ZM213 149V148H212ZM123 160V153L117 152L110 156L106 161L102 156L96 154L85 155L81 153L79 155V163L75 166L69 163L71 172L79 170L81 166H86V170L89 175H94L106 164L110 163L109 170L113 174L114 178L119 179V171L115 167ZM176 183L181 186L182 192L186 195H191L194 199L202 203L201 212L209 220V222L215 225L217 228H223L226 230H232L235 226L233 219L225 217L223 209L219 204L215 203L216 193L221 188L220 177L214 172H209L206 168L199 173H193V171L186 165L178 169ZM146 190L151 194L158 191V186L155 182H149ZM183 199V196H181ZM114 198L104 195L99 196L93 211L98 216L111 217L114 213ZM89 226L95 228V223L88 220ZM142 223L140 217H138L132 210L124 209L117 214L115 222H110L101 227L102 231L109 234V237L115 236L114 245L111 249L112 253H117V250L121 247H125L124 233H131L135 227H139ZM55 233V229H49ZM117 233H121L117 237ZM143 235V233H142ZM198 238V234L192 231H188L182 234L181 239L186 242H192ZM153 245H158V237L151 236L149 238ZM56 243H59L56 239ZM127 247L133 249V264H151V261L146 260L139 253L148 251L149 245L143 239H133L129 242ZM177 257H181L182 253L177 252ZM0 257H12L11 253H3ZM188 264H227L226 257L223 255H217L215 252H203L197 253L194 257H189Z\"/></svg>", "mask_w": 264, "mask_h": 264}, {"label": "bare ground", "instance_id": "bare-ground-1", "mask_svg": "<svg viewBox=\"0 0 264 264\" xmlns=\"http://www.w3.org/2000/svg\"><path fill=\"white\" fill-rule=\"evenodd\" d=\"M211 233V232H210Z\"/></svg>", "mask_w": 264, "mask_h": 264}]
</instances>
